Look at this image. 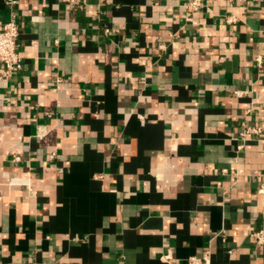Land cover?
Listing matches in <instances>:
<instances>
[{"label":"crops","instance_id":"crops-1","mask_svg":"<svg viewBox=\"0 0 264 264\" xmlns=\"http://www.w3.org/2000/svg\"><path fill=\"white\" fill-rule=\"evenodd\" d=\"M16 1L0 264H264V0Z\"/></svg>","mask_w":264,"mask_h":264},{"label":"built area","instance_id":"built-area-1","mask_svg":"<svg viewBox=\"0 0 264 264\" xmlns=\"http://www.w3.org/2000/svg\"><path fill=\"white\" fill-rule=\"evenodd\" d=\"M68 5L81 4L82 0H61ZM207 0H186L187 8L190 12H197L204 7ZM251 1L256 0H229L230 5L245 6ZM11 7L10 18L4 23H0V80L7 81L14 73L23 69L22 58L19 54L18 38L20 36V29L17 23V14L14 10V5L17 4L16 0H8ZM233 21V20H232ZM259 64L262 61L258 59ZM239 94L240 92H236ZM262 134L261 129L252 126H243L241 133L242 143L239 150L244 148V144L252 136L259 137ZM264 195V182L261 185L260 191ZM253 236L257 238L259 243L264 242L263 231L253 232ZM29 264H38L37 262H30ZM190 264H211L207 258L200 260L198 258H191Z\"/></svg>","mask_w":264,"mask_h":264}]
</instances>
